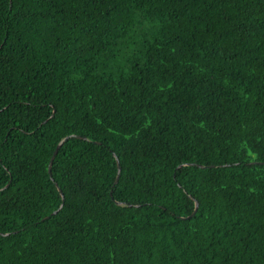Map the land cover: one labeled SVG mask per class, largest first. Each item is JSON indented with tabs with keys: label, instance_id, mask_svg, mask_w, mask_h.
Segmentation results:
<instances>
[{
	"label": "trees",
	"instance_id": "trees-1",
	"mask_svg": "<svg viewBox=\"0 0 264 264\" xmlns=\"http://www.w3.org/2000/svg\"><path fill=\"white\" fill-rule=\"evenodd\" d=\"M0 264H264V0H0Z\"/></svg>",
	"mask_w": 264,
	"mask_h": 264
},
{
	"label": "water",
	"instance_id": "water-1",
	"mask_svg": "<svg viewBox=\"0 0 264 264\" xmlns=\"http://www.w3.org/2000/svg\"><path fill=\"white\" fill-rule=\"evenodd\" d=\"M71 136V135H70ZM69 138V136H65L58 144H57V146L55 147V149L53 150V152H52V154H51V157H50V159H49V163H48V174H49V176H50V178L53 180V177H52V174H51V166H52V162H53V159H54V157H55V155H56V153H57V151H58V148H59V146H60V144L63 142V141H65L66 139H68ZM116 161H117V167H118V174H119V171H120V165H119V161H118V159L116 158ZM185 164H192V163H185ZM118 174H117V176H116V181H117V178H118ZM115 181V182H116ZM56 185H57V183H55ZM58 188V190L60 191V193H61V195H62V198H63V194H62V192H61V190H60V188L59 187H57ZM117 204H121L120 202H116ZM62 205V204H61ZM61 205H60V207H61ZM197 207H198V202L197 201H195V207H194V210H193V212L191 213L192 215L196 212V210H197ZM53 213H55V210L52 212V214Z\"/></svg>",
	"mask_w": 264,
	"mask_h": 264
}]
</instances>
